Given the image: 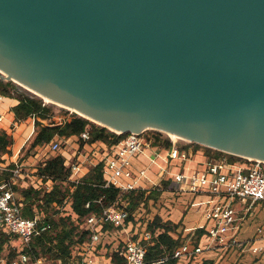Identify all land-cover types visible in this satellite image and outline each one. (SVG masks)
Listing matches in <instances>:
<instances>
[{"label": "water", "instance_id": "water-1", "mask_svg": "<svg viewBox=\"0 0 264 264\" xmlns=\"http://www.w3.org/2000/svg\"><path fill=\"white\" fill-rule=\"evenodd\" d=\"M0 66L117 133L264 159V0H0Z\"/></svg>", "mask_w": 264, "mask_h": 264}, {"label": "trees", "instance_id": "trees-1", "mask_svg": "<svg viewBox=\"0 0 264 264\" xmlns=\"http://www.w3.org/2000/svg\"><path fill=\"white\" fill-rule=\"evenodd\" d=\"M0 94L19 100V103L13 109L17 121L28 119L33 115L36 117L37 134L32 144L33 148L45 146L57 139H64L65 141L72 136H75L84 144L80 136L85 129H89L91 133V138L87 143L101 141L108 146L117 144L128 135V132L117 133L106 126L96 124L89 118L79 115H74L70 120L63 123H45L44 120L51 117L50 105L45 103L41 97L21 89L16 82L5 80L2 77H0ZM149 134L154 145H161L165 148H170L173 145V142L168 138H163L158 130L151 131ZM13 143L12 135L0 129V163L4 161V155H11ZM178 147L181 150H203L210 160L227 158L230 161H242L244 159L241 156L196 142L186 143ZM15 166V164H11L9 169H13ZM1 175L4 178H1ZM11 176L12 172L5 170L0 173V181ZM34 176L37 177L38 182L23 185L20 184L21 181L23 183V180L18 179L13 184V189L21 198L23 215L33 218L35 215L40 214L43 217V224L49 225V227L35 236L29 245H24L23 250L29 253L33 260L44 258L52 260V264H68L77 255V251L82 244L90 240V231L85 227L86 218L89 215L101 216L108 207L118 206L129 210L128 220H130L132 212L142 202L157 197L160 192L155 191L150 195H146V191L140 189L122 192L119 188L106 185L103 162L91 166L79 181L71 180V166L66 164V158L61 152L39 162ZM26 181H28V175ZM122 200H126V204ZM67 202H70L76 218H73L70 214H63L62 208L65 207ZM147 227L152 232L153 237L144 242L146 260L148 262H159L158 264H177L178 258L174 257V253L186 242V239L181 235L177 237L174 235L178 233L179 224L171 220H164L157 214L149 220ZM102 229L104 231L114 230L115 226L110 222H106ZM204 234H206V230L198 228L194 232L193 243L197 245ZM12 238H17V235L8 234L0 229V256H6L9 260L17 256L14 249L5 252ZM111 257L112 264H126V260L117 251H114Z\"/></svg>", "mask_w": 264, "mask_h": 264}, {"label": "built area", "instance_id": "built-area-1", "mask_svg": "<svg viewBox=\"0 0 264 264\" xmlns=\"http://www.w3.org/2000/svg\"><path fill=\"white\" fill-rule=\"evenodd\" d=\"M29 118L34 121L36 119L34 115ZM2 120L3 116H0V123ZM148 130L128 132V135L111 146L109 153L100 160L104 163L106 185L119 188L122 192L139 189L148 192L142 183V181H146L147 184L153 183L147 180L148 170L143 168L135 172L132 167L133 158L146 154L147 148L154 145ZM80 138L87 143L91 138L89 129H85ZM51 146L54 151L60 149V143L57 140L52 141ZM190 154V152L181 150L174 142L169 148L167 158L186 159ZM243 158L242 161H230L227 158L209 160L206 168H197L190 174L178 173L173 177L176 185L174 187H177L179 191L195 194L205 192L218 198L205 211V218L210 223L207 226L210 243L193 248L186 241L175 251L174 257L193 256L205 249H211L212 246L238 248L241 252L250 251L256 256L264 254L263 227L258 228L257 236L253 241L243 243L235 235L239 228V217L234 203L241 201L245 204L248 202L253 204L264 200V161L251 157ZM5 170L11 171L12 176L0 181V229L8 234L17 235L23 245H29L32 239L45 231L49 225L43 224V217L40 214L33 218L23 215L21 198L13 189V184L18 179H26L28 175L24 173L21 165L17 164L15 168L9 169L0 163V173ZM82 173L83 167L80 163L71 164V180L79 181L83 176ZM129 216L130 212L127 208L118 206L108 207L101 216L89 215L86 218L85 227L90 231V240L82 244L75 255L77 258L74 256L68 264H112V257L107 258L98 247L99 245L105 246L106 239L114 238L120 233L124 234ZM106 222L114 224L115 229L104 231L102 228ZM147 226L138 237L126 238L124 245L116 248L115 251L126 260V264L159 263L146 260L144 242L153 237ZM231 232L233 236L229 235ZM111 242L110 240L109 243ZM14 250L16 251L15 247ZM0 264H44V258H37L33 261L31 255L22 248L12 260L6 256H0Z\"/></svg>", "mask_w": 264, "mask_h": 264}, {"label": "crops", "instance_id": "crops-1", "mask_svg": "<svg viewBox=\"0 0 264 264\" xmlns=\"http://www.w3.org/2000/svg\"><path fill=\"white\" fill-rule=\"evenodd\" d=\"M18 103L19 100L16 98L4 95L0 96V116H3V120L0 123L1 130L7 131L14 139L12 153L11 155H4V161L2 163L8 168H10L11 164H19L21 165L24 173L28 174L29 172L25 170L26 165L34 166L37 164V162L44 161L49 156L46 153L40 152L37 153L35 157H31V159H27L24 162L19 159L22 149L32 137V131L35 129V121L32 118L22 121L16 120L13 109ZM44 122L47 123L45 120ZM77 141L78 139L75 136L66 139L65 142L68 144V148H70V150L61 153L66 158V164L70 166L71 164L69 161L74 157H77L79 159L78 163H80L83 167L82 175L84 176L91 166L98 164L100 160H102L109 153L111 146H108L101 141H97L95 143L84 142V144ZM168 151L169 148L162 147L161 145H152V147L147 148L146 154H141L133 158V170L135 172L143 168L148 170L147 180H150L153 183L147 184L146 181H142L143 185L148 191L146 192V195H150L155 191H160L158 197L159 204H157L159 210H157L155 215L158 214L164 220H171L174 223L179 224L177 230L178 233L174 234L175 237L181 235L186 239V241L190 243L193 248L196 246H204L205 244L210 243V239L207 234V226L210 223L205 218V211L209 206L213 205L218 200L217 197L205 192L196 194L193 193L191 195V198H193L191 204L193 207L198 208V210L194 211L193 213L188 211L182 215L180 210L177 208H174L173 210H165L163 208L164 200L169 196V191L178 190L177 187H174L176 185L174 184L173 177L178 173L190 174L197 168H206L210 159L203 150H185L191 153L186 159L178 157L175 159L167 158ZM33 158L36 159V163L31 162ZM35 169L33 168L30 171H35ZM156 169L157 171L154 172ZM25 182H27L26 179H23V183ZM234 206L238 210L239 217V228L236 230V237L243 243H246L249 240H255L258 228H264V200L253 204L250 202L245 204L241 201H236ZM153 209L155 208L153 207ZM188 210H190V208H188ZM151 218L154 217L152 216L149 219L146 218L147 220H143L144 222H140L135 218L133 221L132 219L128 220L126 223V228L124 229V234L120 233L118 236L111 238L113 246L115 247L114 251L118 245H124V239L129 237H138L139 233L146 229V225H148V222ZM256 218L259 220L257 223L255 221ZM198 228H204L206 230V234L202 235L199 243L195 245L193 243V235ZM229 235L233 236V232H231ZM202 243H204V245H202ZM99 251L101 253H105L107 251V247L103 246L102 249H99ZM244 253L245 252H241L238 248L233 249L222 246H212L211 249H205L198 253L199 255H193L192 258H189L190 256L178 258L177 264H240L242 261L241 255ZM252 259L253 258L248 257L245 260L251 261ZM256 259L257 262H254L253 264H264V254L257 256Z\"/></svg>", "mask_w": 264, "mask_h": 264}, {"label": "rangeland", "instance_id": "rangeland-1", "mask_svg": "<svg viewBox=\"0 0 264 264\" xmlns=\"http://www.w3.org/2000/svg\"><path fill=\"white\" fill-rule=\"evenodd\" d=\"M0 77L4 78L5 80H10L7 76H4V74H2V73H0ZM16 84L21 89L32 93L27 88H25L24 86L20 85L19 83H16ZM32 94H34L36 96H39V95H37L35 93H32ZM39 97H41V96H39ZM41 98L44 100L45 103H47L51 107V117L49 119L45 120L47 123H49V122H58V123L59 122H64L65 120H70L74 115L81 116L79 113L73 111L72 109H70L67 106H62L61 104L47 101L43 97H41ZM94 123L99 124L97 122H94ZM34 127H35V125H34ZM34 130H35L34 133L31 135L32 137L28 140V142L26 143V145L24 146V148L22 149V152L20 154V158L19 159L22 160V162H24L27 159H31V157H35L37 155V153H40V152L46 153L50 157L51 155H53L55 153L65 152V151L70 150V148H68V144H66L64 139H57L59 141V143H60V149L58 151H53L52 150L51 143H49V144H47L45 146H40L38 148H33L32 144H33L34 138H35V136L37 134L36 133V131H37L36 127H35ZM155 130H157V129H149L148 132L155 131ZM158 131H160V133L162 134L163 138L170 139L173 143L175 142L177 146H181V145H184L186 143H190L191 142L190 140H187V139L172 138L166 132H164L162 130H158ZM77 142H80V143L83 144V142H81L80 140H78ZM35 160L36 159L33 158L31 162L32 163H36ZM78 160L79 159L77 157H74L73 159H71L69 161V163L70 164L77 163V162H79ZM38 163L39 162H37V164H35L34 166L33 165L32 166L26 165L25 170L29 172V173L27 172L29 174L28 181L25 182V183H22V181H21L20 184L28 185L31 182H38L39 181L37 179V177L34 176V172L35 171H30L33 168L35 169L36 168L35 166H37ZM68 166H70V165H68ZM30 168H32V169H30ZM157 169L154 170V172H156ZM1 178H4V176H2ZM192 194L193 193L180 192L178 190L177 191L176 190L169 191V196L166 197V199L164 200V208L163 209H165V210H173L174 208H177V209L180 210L182 215L185 214V212H188V211L193 213L194 211L198 210V208L193 207L192 204H191V201L193 200V198H191ZM158 197H159V194H157V197H153V198H151V199H149L147 201L142 202L140 204V206L136 210H134V212H132V218H131L132 221L135 218V219H137L140 222H144L143 220H145L146 218L149 219L152 216L154 217L156 212H157V210H159V208L157 206V204H159ZM122 202L124 204H126V200L125 201L122 200ZM153 207L155 209H153ZM188 208H190V210H188ZM62 210H63L62 212H63L64 215L70 214L73 218H76V215L72 211V208L70 206V202H67L65 204V207L62 208ZM255 221L257 223L259 220L256 218ZM134 238H136V237H134ZM110 240L111 239H106L105 247H107V251L106 252L104 251L105 253H103V254L106 255V257H110L111 254L114 252V249H115V247L113 246V243L112 242L109 243ZM202 245H204V243H202ZM8 246L9 247H6V251L5 252H9L10 249H14V247L16 248V252H18V250H22V248L24 247L23 243H21L20 238H18V237L17 238H12L11 242H10V244ZM118 247H121V246L118 245ZM98 249H102V245H99ZM242 255H241L242 261L240 262V264H253L254 262H257V259H256L257 256L255 254H253L252 252H250V251H245V253L242 254ZM183 257H188V256H183ZM192 257L193 256H190L189 258H192ZM196 257H197V255H196ZM248 257H251L253 259L251 261L245 260ZM32 260H33V258H32ZM44 264H52V260L44 259Z\"/></svg>", "mask_w": 264, "mask_h": 264}, {"label": "bare ground", "instance_id": "bare-ground-1", "mask_svg": "<svg viewBox=\"0 0 264 264\" xmlns=\"http://www.w3.org/2000/svg\"><path fill=\"white\" fill-rule=\"evenodd\" d=\"M0 73L4 74V76H8L9 78L13 79L15 82H17V83H19L20 85L24 86V87L27 88L28 90H31V91L37 93V91L34 89L33 86H31V85H29L28 83L24 82L23 80H21L20 78H18V77L15 76L14 74H12L9 70H7V69H5V68H2L1 66H0ZM45 99H46L47 101H50V102H55V103L61 104L62 106H67V107H69L70 109H72L73 111H75V112H77V113H79V114H83V115H84V113H83L81 110H79L78 108H76V107H70V106H68V105H66V104H62L61 102H58V101H56V100H54V99H52V98H49V97H45ZM91 119H92L93 121L97 122V123H101L99 120H97V119H95V118H93V117H91ZM161 130L164 131V132H166V133H167L169 136H171L172 138H176V139H187L185 136H183V135H181V134H179V133H177V132H174V131H172V130H169V129H163V128H161ZM259 159L262 160V161H264V159H262V158H259Z\"/></svg>", "mask_w": 264, "mask_h": 264}]
</instances>
